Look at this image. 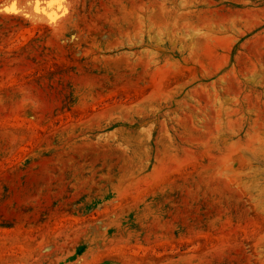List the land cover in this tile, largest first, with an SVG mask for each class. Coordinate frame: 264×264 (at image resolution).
Wrapping results in <instances>:
<instances>
[{"label":"rangeland","instance_id":"374dc122","mask_svg":"<svg viewBox=\"0 0 264 264\" xmlns=\"http://www.w3.org/2000/svg\"><path fill=\"white\" fill-rule=\"evenodd\" d=\"M0 264H264V0H0Z\"/></svg>","mask_w":264,"mask_h":264}]
</instances>
